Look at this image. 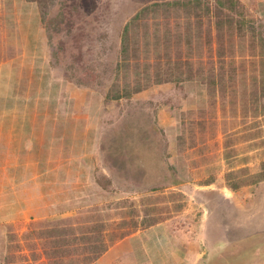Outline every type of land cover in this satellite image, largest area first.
Instances as JSON below:
<instances>
[{"label": "rangeland", "instance_id": "obj_1", "mask_svg": "<svg viewBox=\"0 0 264 264\" xmlns=\"http://www.w3.org/2000/svg\"><path fill=\"white\" fill-rule=\"evenodd\" d=\"M157 1L173 0H0V264H96L126 236L196 218L174 161L194 147L261 194L264 0H203L211 16L170 10L139 22L140 48L147 29L151 41L157 29L182 40L191 77L110 100L114 83L132 80L118 69L125 25ZM150 52L139 69L155 70ZM159 52L178 56L175 45Z\"/></svg>", "mask_w": 264, "mask_h": 264}, {"label": "crops", "instance_id": "obj_2", "mask_svg": "<svg viewBox=\"0 0 264 264\" xmlns=\"http://www.w3.org/2000/svg\"><path fill=\"white\" fill-rule=\"evenodd\" d=\"M216 158L209 148L194 147L174 159L187 173L182 197L189 200L187 213L196 203V218L179 222L173 216L126 236L96 264H264V182L259 195L251 184L234 188L226 177L234 167ZM209 171L217 175L208 178Z\"/></svg>", "mask_w": 264, "mask_h": 264}, {"label": "trees", "instance_id": "obj_3", "mask_svg": "<svg viewBox=\"0 0 264 264\" xmlns=\"http://www.w3.org/2000/svg\"><path fill=\"white\" fill-rule=\"evenodd\" d=\"M41 2L42 0H38ZM227 3L233 4L235 0H226ZM224 0H218L219 5H224ZM231 9V8H230ZM170 10H176V11H184L188 10V14L191 18H201L203 15V12L205 11L206 15L211 16V8L209 5H206V3L203 0H173V1H157L153 2L151 4H148L144 6L139 12H137L134 17L125 25L124 33L122 37V58L118 62V69H124V77L127 79L132 78L131 81H133V85L129 82H125L124 86L121 87L119 84L114 83L112 87L109 89V92L107 93L106 97L110 100L114 99H121L123 97H131L134 93L140 92L146 88H148L152 84H160L166 81H174V82H182L187 78H190L191 75L187 73L183 69L184 60L180 56L179 51L181 50V41L180 38H177V41L175 43L171 40V31L166 30L164 33V36L161 37V33L159 29L156 30L155 33V40L151 41L149 40L148 35V29L145 33L146 40L144 41L145 49L140 48L141 42L139 40H134L131 38L132 34L135 32L137 26L139 25V22L146 20L148 21L150 17L155 18L156 20L160 18L166 17V14L163 16L161 12H168ZM193 13V14H191ZM222 13V11H221ZM228 18L230 15H227ZM148 19V20H147ZM192 21V20H190ZM197 22V21H196ZM228 24L234 23L232 18H229L227 20ZM158 24V23H157ZM148 25V23H146ZM181 33V32H180ZM180 33L178 35L180 36ZM132 39V40H131ZM169 45V46H176V49L178 51V56L172 57L167 53V56H162L159 52L161 45ZM152 46H154L155 56L154 59L149 57L148 55L145 56V60L149 59V63L152 65H155V70L152 72L150 68H146L144 70L139 69L140 65V59L139 54L141 50H145L147 54L152 49ZM136 47H138L136 49ZM134 48L136 52V55L131 53V49ZM152 54V52H150ZM149 54V55H150ZM163 58V59H162ZM133 61L134 66H136V69L133 73H129V67L131 66V61ZM145 65H148L145 63ZM164 66H167L166 68ZM165 69V70H164ZM253 178L256 179L254 181L258 182L261 180H264V169L256 174L253 175ZM240 184H237L233 186L234 188L240 187ZM109 246H105L101 248L94 257L90 259V263L96 262L97 259L105 252L107 251ZM87 264V263H86Z\"/></svg>", "mask_w": 264, "mask_h": 264}]
</instances>
